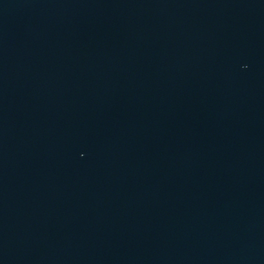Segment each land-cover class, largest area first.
I'll list each match as a JSON object with an SVG mask.
<instances>
[{"label":"water","instance_id":"1","mask_svg":"<svg viewBox=\"0 0 264 264\" xmlns=\"http://www.w3.org/2000/svg\"><path fill=\"white\" fill-rule=\"evenodd\" d=\"M0 264H264V0H0Z\"/></svg>","mask_w":264,"mask_h":264}]
</instances>
